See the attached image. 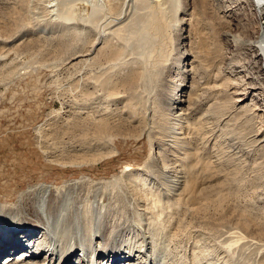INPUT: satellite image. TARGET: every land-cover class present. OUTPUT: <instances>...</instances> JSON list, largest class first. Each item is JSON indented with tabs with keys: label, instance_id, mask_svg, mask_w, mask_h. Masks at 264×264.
I'll list each match as a JSON object with an SVG mask.
<instances>
[{
	"label": "rangeland",
	"instance_id": "obj_1",
	"mask_svg": "<svg viewBox=\"0 0 264 264\" xmlns=\"http://www.w3.org/2000/svg\"><path fill=\"white\" fill-rule=\"evenodd\" d=\"M212 1L218 2L198 0L196 18L191 22L195 27L193 41L199 43L201 51H204L202 54H206L207 59L204 57L206 60L203 58V62L208 67L205 78L194 76L197 82L204 80L199 81L196 93L204 97L202 95L209 92L199 102L198 110L181 120L179 130L181 135L188 137L184 141L189 142L187 145L192 149L176 153L178 158L171 155L172 160H178L179 165L176 166L178 163L173 161L163 163L160 157L163 155H159L168 157L165 150L168 144L162 146L158 140H153L157 132L149 130L151 117L147 118L146 114L149 112L147 106L154 105L155 95L151 94V99H147L144 92L148 93L147 77H150L148 90H154L159 79L167 74V61L178 58V45L189 42V21L182 24V37L176 40L177 25L172 19V12L165 15L154 3L149 10L150 18L156 20L160 28H149L145 38L147 44L139 47L134 41L131 47H126L125 56L119 54L122 57L118 55L112 60L106 58L101 50L85 57L93 58L91 60L78 58L70 61L75 52L88 50L97 37L96 31L90 34L88 30L84 32V19L108 11V5L121 6L122 0H0V212L19 214L20 222L27 226L37 219L34 217L37 211L33 209V202L39 190H51L54 207L62 204L64 192L68 191L77 209H69L66 220L74 224V229L77 227L74 218L79 215L83 220L82 226L77 227L81 238L77 235L73 238L77 247L75 245V251L69 256H63L67 257L64 264L69 260L83 264L80 256L82 248L79 247L82 240L85 246L91 247L87 254L90 258L84 261L85 264H92L93 260V264H114L113 253L123 255L131 247L137 251L134 254L138 256L140 253L141 257L138 260L132 254L134 259L131 264L155 263V252L152 251L150 237L146 235L148 226L155 225V222L157 230L162 232L159 247L161 250L164 248L163 255L167 260L163 264L264 262L261 254L253 258L258 249H264V218L258 213L264 205V195L255 184L256 179L252 178L255 173L251 164L255 148L264 144L260 141L264 138V99L252 95L246 98L241 94L251 73L248 67L246 69L241 65L240 58L230 59L237 56L230 54L232 46L224 38L219 24L222 14L218 15ZM180 2V8H176L182 17L184 9L190 12L191 8L185 0ZM131 4L128 0L125 10ZM60 5L70 18L63 19L70 23L71 29L65 30L64 23L60 25ZM244 11L242 16L246 18L248 35L255 38L264 28V9L260 17L250 8ZM170 13L171 18H168ZM162 16L165 17L161 23L159 17ZM128 23L119 31L126 38ZM233 32L240 34L236 28ZM110 41V37L103 38L98 47L104 42L107 46L112 44ZM159 50L166 55L160 56ZM135 58L141 60V64H135ZM188 62L186 60L185 65L178 68L179 72H172L169 77L182 84L184 80L181 77L187 76V88L185 86L180 92V97L191 93L192 78L184 70L190 67ZM101 79L103 83H100ZM106 82L110 83L107 85ZM118 91L121 94L129 91L127 93L132 97L129 100L117 99L114 94ZM221 93L228 95L232 102L227 104L229 111L223 113L225 118L221 117L210 126L215 128L212 133L216 136L211 139L210 128L202 119L203 113L214 107ZM239 97L246 98L241 105L247 104L245 117L251 120L250 123L235 125L234 129L241 137L240 143L248 153L247 157L251 158L248 159L251 165L237 169L234 174L233 166L214 165L212 169L202 170L205 163L215 159L214 155H227V147L235 143L232 135L224 136L221 130L224 123L237 113L240 105L235 103ZM137 106L140 123L132 121L127 113L133 107L137 110ZM100 119L108 122L109 128L104 139L101 138L102 142L92 136ZM88 122H91L90 131L87 129ZM220 145L225 146L222 152ZM189 153L191 157L182 161ZM200 164L201 167H198ZM170 165H175L177 170L181 167L185 183L168 192L163 182L156 178L163 175L165 166L171 169ZM142 176L146 179L140 178ZM138 178L143 181L138 183ZM190 181L192 188L187 184ZM2 225L5 226V222ZM41 230L39 228L34 245L44 235ZM60 241L65 247L66 241L59 238ZM229 241L236 244L234 248L237 250L233 256L229 252L230 259L226 258L222 249L213 248V242L225 248ZM209 244H213L212 247ZM92 250L103 252L94 257L96 252ZM18 251L14 254L7 249L3 251L0 264H4L5 258L11 254L13 259L10 264L18 263L14 258ZM200 251L202 254L207 252L209 261L203 257L200 260L203 263L196 261L195 256L198 257ZM49 259L46 260L43 254L28 261H32L31 264H48ZM123 263L119 261L115 264Z\"/></svg>",
	"mask_w": 264,
	"mask_h": 264
},
{
	"label": "bare ground",
	"instance_id": "obj_2",
	"mask_svg": "<svg viewBox=\"0 0 264 264\" xmlns=\"http://www.w3.org/2000/svg\"><path fill=\"white\" fill-rule=\"evenodd\" d=\"M127 1L128 0H122V3H120L121 6L120 5H111V6L108 5V7H109L108 11H105L98 16L96 15V17L91 16V18L84 19V22L86 23L85 28H84V32L86 30H88L87 33L90 34L94 31H96L97 37L95 38V40L93 41L92 45L90 46V48L88 50H82L83 53H81V51L75 52L70 57V61H74L75 59H78V58H81V60H85L86 59L85 57L92 55L95 51L97 53H100L101 50H103L105 52L106 58L108 57L112 60L113 57H116L119 54L124 55L126 53V51H125L126 47H131L132 44H134V41L138 43L139 47L147 44L146 42H148V41L145 40V38L148 37V32L150 31L149 28L150 27L160 28V27H158L159 23L156 20H152L150 18L151 16H150L149 10L151 9L152 4H154V3H156L161 8L163 14L166 15L170 11L172 12V19L174 22H176V25H177L176 26V40L179 41L182 37L183 31H184L182 24L189 21V24H188L190 26V29L188 30L189 31V34H188L189 42L188 43L181 42L178 45L177 49L179 50V52H178L179 53V56H178L179 59L176 58L175 61H171V59L169 61H167V63H166L167 74H165L161 80L159 79V82L157 83V87L154 90H148V86H150V84H149L150 83V81H149L150 77H147L146 80H147L148 85H147L146 90L148 91V93L144 92V94H146L145 96H148V97H146L147 99H151L150 98L151 94L155 95L154 96L155 98H153L154 101H153V99H152V101L154 102V105L155 104L156 105L154 106L152 104V106H149V107L147 106V109L149 112H148V115L146 114L147 118L151 117V120L148 124V126L150 125L149 130L153 129L157 132L155 136L153 135V137H154L153 140H156V141L158 140V144L162 143L163 144L162 146H164V143L168 144V147L167 148L165 147V150H166L167 156L169 158L164 157L165 154L159 153V155H163V156H160L162 158L163 163L166 161H173L172 163H178L177 162L178 160H176V161L172 160L171 157L174 156V157L178 158L176 153L182 154V152H181L182 150L188 149V148H189V150L192 149L191 147H189L187 145L189 142L184 141L188 137H186V136L184 137L183 135H181L182 131L180 132V130H179L180 125H182L181 120H182V118H184V117L188 116L189 114L193 113L194 111L198 110V108L200 107V103H201L200 101L202 99H204L205 95L209 92V91L208 92L206 91L207 93L205 92V95H202L204 97H201L198 92L196 93V89L200 85V84L198 85V83H200L199 81L201 79L197 82L196 79L194 78L195 75L206 77L207 71H208V69H207L208 67L206 68L205 67L206 64H204V62H203V58L206 56V54L205 53H204L205 55L202 54L204 51H201V48L199 47V43H195V41H193V39L195 37L192 36V34L195 31V27L193 24H191V22L196 18V9L198 6V0H185V4L191 8V11L188 12V10L184 9V16H182V17L179 16V14H178L179 10L176 8V7L180 8V4H181L180 0L176 1V2H175V0H130L132 2V4L130 5V7L128 6L129 9L125 10V3ZM212 2H214V1H212ZM214 4H215L214 6L216 7L215 9L218 12V15H220V13L222 14L219 16V19H220L219 24H220L221 30H223L222 34H223V36H225L224 38L226 39L227 43H229L232 46V50H230V54H232V56H237V57H233L230 59L233 60L234 58H240L241 60L239 59V61H242V62H240L241 65L243 67H246V69L248 67V69L250 70L249 72L251 73V76L248 74V76H249L248 81L249 82L245 83V85H246L244 88L245 91H243V93H241V94H243L246 98L248 96L252 95L251 97L259 96L260 98L264 99V28L260 31V33L257 37H255V38L250 37L248 35L249 30L246 27L247 26V23L245 20L246 18L244 16H242V13L243 14L245 13L244 10L250 8L253 12H256L258 14V16L260 17L261 12L264 9V0H218V2L215 1ZM59 12H60L59 16L61 18L60 19L61 20L60 25H63V23H64V25H63L64 29L68 30L70 28V26H69L70 23L67 22V20H70V18H67L65 11L61 7V5L59 6ZM232 13H233V15L235 14L236 16L234 15L235 17H233ZM186 16H189V19H186ZM164 17L165 16L159 17L161 23L164 20ZM63 18H67V20L65 21ZM168 18H171V13L168 14ZM127 23H128V26H127L128 36L126 38V37H123L125 35L119 33V31ZM74 27L76 29H78L75 25H74ZM234 28L240 30V34H233ZM71 32L73 33V30ZM108 37H110V39H111L110 43H112V44H110V45L108 44V46H107L106 42H104V44L102 46L98 47L100 42L103 40V38H108ZM130 41H132V42H130ZM161 51L162 50L158 51L160 53L159 54L160 56L166 55V53H162ZM121 55H119V56H121ZM82 58H84V59H82ZM205 58L207 59V57H205ZM205 58H204V60H206ZM91 59H93V58H88L86 60H91ZM186 60L189 61L188 64L190 65V67L188 69H186L187 68L186 67L184 70H185V73L186 74L189 73L191 75V78H192V81L190 84L191 93H189L188 95H185V97H184V95H182V97H180V92H182V90L185 89V86L187 88V84H185V81H187V76L184 75L181 77V80H184V82L182 84L175 83L169 77H171L170 73H172V72L175 73V71L179 72L178 68L182 64H184ZM134 62H135V64L136 63L141 64L142 61L137 60V58H135ZM175 67H177L176 70H175ZM236 67H238V66H236ZM230 69H231V66H230ZM233 69H234V66H233ZM243 69L245 70V68H243ZM138 71L139 70H137V72ZM131 73L132 72H130V74ZM244 73H245V71H244ZM104 74H105V72H104ZM146 76H148V75H146ZM89 78H90V76H89ZM139 78H143V77L140 76ZM90 80H92V79H90ZM102 80L103 79H101L100 83H103ZM89 83H90V81H89ZM106 83L108 85L110 82L109 83L106 82ZM97 84H99V83H97ZM91 85H89V86H91ZM102 85L104 86L106 84H102ZM103 88L106 89L107 87H103ZM109 88H110V86H109ZM99 89L100 88H98V90ZM88 90H89V88H88ZM127 92H129V91H127ZM127 92L125 91V92H122V94H121L120 91H118V93L116 92L114 94L115 95L114 97H116L117 99L129 100L132 96H130L129 93H127ZM131 92H133V91H131ZM92 93H94V92H92ZM108 93L111 94V91L108 90ZM134 93H136V92H134ZM235 93L240 94L238 92H235ZM223 94L220 95L221 99H220V96L218 94L219 101L217 103H215L214 107L213 106L209 107L206 110V112L203 113V118L201 117L202 119H205L207 127L210 128V132H208V133H210L209 135L212 136L211 139H213L216 136H214L215 134L213 135V133H212V131H214L215 128H212L210 126H212L213 122H216L217 120H220L221 117H224L223 113H225L227 110L229 111L227 104H230V102H232L228 98V95H223ZM90 95H92V94H90ZM195 95H196V97H195ZM245 97L244 98L239 97L237 99V101H236L237 104L235 103V105L236 106L240 105L237 108V110H238L237 113L235 114L234 117L232 116L233 118H230V120H228L224 123L223 128L221 130V133L224 136H227L228 134H230V136L232 135V139L235 140L234 141L235 143H233V144H231V146L227 147L229 153H227V151H226L225 153L227 155H225V156L222 155V157L220 156V154L214 155L213 157H215V159L213 158L214 160L212 159V161H210L209 163H205L203 165V168H201V169L202 170L206 169V168L212 169V167L214 165L217 167H220V166H231L232 167L233 166L235 168V169L233 168V170H234L233 174H234V173H236L237 169H242L245 166H249L250 162L252 161L251 164H252L253 172L255 173V175L252 178L256 179V181H254V182L260 189H262L260 191H262V194L264 195V144L259 146V148H257V147L255 148V152H254L255 157H252V160L250 161L248 159H251V158H249V156L247 157L248 153L245 151V148H243L241 146V143H240L241 137H240L239 133L236 132L234 129L235 125L246 124L247 122L250 123L251 119L248 117H245V116H247L245 111L248 110L247 104L241 105V103H243L246 100ZM136 98H137V96H136ZM138 106H137V110H136V107H133L127 113H129V117L132 118V121L140 123V121H138L140 119V116L137 115L138 110H139ZM241 119L246 120V121L242 122ZM199 120L200 119H198V121ZM100 122H99V125H95L96 127L93 131L94 134L92 135L94 137V140H95V138H97L98 141H101L102 140L101 138L104 139L107 130H109L108 124H107L108 122L104 123L103 120H101ZM90 123L88 122V126H87V129L89 131L91 130V125H89ZM149 134H152V133L149 132ZM192 134H195V132ZM223 135H221V136H223ZM220 139H222V138H220ZM220 139H219V141H221ZM216 140H218V138ZM254 141H255V139H254ZM260 141H262L264 143V138L260 139ZM214 142H215V140H214ZM241 142H242V140H241ZM255 143H257V142H255ZM221 144H223V143H221ZM218 145H216V146H218ZM257 145H258V143H257ZM224 147L221 146V152L223 151ZM190 157H191V153H189L185 158H183L182 161L184 159H189ZM206 162H208V161H206ZM201 164H203V163H201ZM201 164L198 167H201ZM171 165H170L171 169H169V166H165V168H164L165 172L163 173V175H158L156 178L157 181L160 179V181L163 182V185H165V187L168 188L166 190L168 192H171L178 185H182L185 183V180H184L185 177L182 175V173H183L182 170H180L181 167L179 166L180 167L179 170H177V167H176L177 165H179V163L176 164V166L175 165L171 166ZM181 165H182V163H181ZM193 166L194 165H192V167ZM198 171H199V169H198ZM179 175H181V176H179ZM140 178H142L144 180L146 179L143 176ZM140 178L137 179L138 183L140 181H143ZM252 178H249V179H252ZM189 183H191V181L187 182V184L189 187L192 188V186H190ZM73 202L74 201L71 199L69 192L65 191L62 204H60L58 207H54V201H53V199H51V190L49 188H44L42 190H39V192H37L35 194V199L33 202V204H34L33 209H35V211H37V213L35 214L34 217H37V219L28 223L27 226L23 225V221L20 222L19 214L11 213L12 211H9L8 213L5 212V214L0 212V257L4 254L3 251H5L6 249H7V251L10 250L12 252V254L16 253L18 251V249H22V250L18 251V253L15 255L16 257H14V258H16V262H18L15 264H19V262H21L22 264H31L32 261L30 262V261H28V259H32L34 257L35 258L41 257V256H43V254L46 255V260L48 258H50L48 261V264H56L55 263L56 261L60 262L58 264H64V261H66V259H64V258H67V257H63V256L64 255L69 256L70 254H72L75 251L74 248H75L76 244H75L73 238L75 237V235H77L76 237L81 238L79 230H77V227L81 225V220H83L82 217L78 215L76 218H74L75 225L77 226L76 229L73 228V225H74L73 223L66 220L68 210L73 209V211H75L77 209V205ZM262 203H264V202H262ZM173 206H176V205H173ZM166 207H168V206H166ZM178 208L179 207H177L176 209H178ZM258 213L261 214L260 216H262L264 218V205H262L261 210ZM86 215H87V212H86ZM1 219H3V220H1ZM87 220H88V218H87ZM17 221L19 222V224H17ZM3 222H5V224H6L5 226L2 225ZM65 223H66V225L64 226ZM61 226L63 228H61ZM39 228L42 229L40 231V233H42V234L44 233V235L41 236L39 238L41 240L37 244L35 243L36 245H34L33 243L35 241L37 242V240H38L37 236L39 235ZM148 229L149 230H148V232H146V235L148 236V238L150 237V241L152 243V251L155 252V257L153 256L154 257L153 260L155 263H151V264H163L167 260H166V256L164 257V255H163L165 252L163 250L164 248L162 249L163 250L162 251L161 247H159L162 244L161 243L162 232L157 230L158 228L156 227V222H155V225H154V223L151 226L149 225ZM147 236H146V238H147ZM56 237H59L60 240L63 238L64 242L66 241L65 247L62 244L63 242L62 243H61V241L58 242L59 238H56ZM233 237H235V236H233ZM235 238H238V237H235ZM144 242H145V240H144ZM146 242H147V240H146ZM210 242H212V241H210ZM213 244L212 245H213L214 249H218V250L222 249L223 253L225 252L226 258L229 257V259H230L231 258L230 253L233 256L237 252V250L234 248L235 247L234 245H236V244L232 243L230 241H229V243L224 245L225 248L217 245L215 242H213ZM212 245L210 246V244H209L210 247H212ZM76 247H77V245H76ZM79 247L82 248V251L80 254V256L82 258L81 261H83V264H85L84 261L87 260L88 258H90V257H88L87 254H89V249L91 247L88 248L87 246H85L83 243V240H82V244H79ZM131 248L126 254H123V255H119V253H117V252L113 253L112 260H113L114 264L119 262V261L120 262L123 261L124 262L123 264H131L130 262L133 261V259H134V256L132 254H134V252H137L136 250L131 249ZM201 250H203V249H201ZM263 250L264 249L261 247L260 249H258V251H256V253L254 252L255 254H254L253 258L254 259H256V257L258 258V255H260V254L262 257H264V251ZM92 251H95V250H92ZM156 251H157V253H156ZM209 251H211V250H209ZM101 252H103V251H101ZM101 252H99V251H97L96 253L93 252L94 253L93 256L95 257L96 256L95 254L101 253ZM201 252L202 251H200V254L198 255V257L195 256L196 261L197 260L200 261L202 257L205 260H208L209 257L206 254L207 252L205 254H202ZM210 253H212V252H210ZM210 253H208V254H210ZM12 254L10 256L8 255V257L5 258L4 264H10V261L13 259L11 257ZM134 255L137 256V254H134ZM168 255H169V253H168ZM135 258H137L139 260L141 258L140 253ZM24 261H25V263H23ZM69 261L67 262V264H78V263H80L78 261H74V262H71V261L69 262ZM93 261H91L92 264L94 263ZM134 261H136V260H134ZM35 262H37V261H35ZM200 262H202V261H200ZM262 262L263 261H260V264H264V262L263 263Z\"/></svg>",
	"mask_w": 264,
	"mask_h": 264
}]
</instances>
